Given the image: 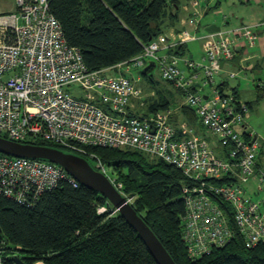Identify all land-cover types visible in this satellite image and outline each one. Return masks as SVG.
Returning <instances> with one entry per match:
<instances>
[{"label":"built area","instance_id":"obj_1","mask_svg":"<svg viewBox=\"0 0 264 264\" xmlns=\"http://www.w3.org/2000/svg\"><path fill=\"white\" fill-rule=\"evenodd\" d=\"M202 1L188 0L186 6L194 29L202 16ZM253 29L240 25L203 37L199 63L174 53L196 41L195 34L185 29L165 32L126 65L144 68L154 61L163 82L181 94V107L192 111L196 126L203 129L200 133L187 121L172 122L171 109L147 117L133 113L144 106L135 82L123 75H105L110 69L90 71L79 49L66 43L48 0H16L15 12L0 15V137L21 144L48 142L88 157L112 184L88 148L132 149L160 160L186 179L181 188V237L190 259L225 247L233 238L217 201L229 206L245 248L253 249L264 244V198L252 199L244 188L255 180L256 194L264 193V172H255L264 137L244 138L248 107L214 82L222 63L230 61L240 45L254 46ZM236 76L227 74L228 79ZM258 87L264 90V82ZM61 181L78 185L58 165L0 154V195L20 205L34 206Z\"/></svg>","mask_w":264,"mask_h":264},{"label":"trees","instance_id":"obj_2","mask_svg":"<svg viewBox=\"0 0 264 264\" xmlns=\"http://www.w3.org/2000/svg\"><path fill=\"white\" fill-rule=\"evenodd\" d=\"M48 1L66 43L79 49L90 71L126 66L158 35L171 28L179 32L176 27L180 0ZM185 49L186 45L174 53L186 56ZM144 76L148 79L151 75ZM154 90L160 97L150 98L148 114L166 110L170 105L165 90ZM256 92L258 103L264 98V90L257 87ZM181 111L189 124L196 126L192 111L186 107ZM28 144L66 152L48 142ZM87 151L98 157L114 184L121 185L119 192L130 200L136 214L175 264H264V244L246 249L229 206L221 201L217 202L233 233L231 242L201 258L190 259L181 237L184 175L132 149L91 147ZM85 160L92 166L91 159ZM100 208L104 212L100 213ZM0 230L3 264H14V258L24 264H157L138 234L108 201L79 184L74 187L61 181L32 207L0 195Z\"/></svg>","mask_w":264,"mask_h":264},{"label":"crops","instance_id":"obj_3","mask_svg":"<svg viewBox=\"0 0 264 264\" xmlns=\"http://www.w3.org/2000/svg\"><path fill=\"white\" fill-rule=\"evenodd\" d=\"M227 1L232 6L237 5L235 8L237 9L236 15L232 12L230 13L225 11L224 5ZM187 5L188 0H180V9L178 14L179 22L176 28L179 31L184 29L188 30L190 33H193L198 37L196 41L186 44L185 49V52L187 53L186 56L195 63L202 62V38L208 34L225 28L238 27L240 25H249L254 28L253 30L257 35L254 46L249 47L245 44L240 45V48L237 50L235 56L230 61L222 63L221 70L214 77V82L219 87L220 91L228 95L232 94L239 102L246 104L248 107V114L245 117L244 122V129L246 133L244 138L247 139L248 135L252 134L257 138V140H259L261 137L255 129L262 131L263 128L258 126L256 122L257 119L254 120L253 117L255 113H257L255 116L256 118L260 116V113H262L261 118L264 117V98L258 103H255L257 97L256 88L260 82H264V0H203L201 8L202 16L198 21V27L195 29L194 25L191 23L192 20L190 18V14L186 10ZM15 10L12 12H15ZM203 17H205L204 22L201 21ZM169 31L175 30L174 28H171L167 32ZM196 44H198L200 50L197 54H194L189 46ZM118 67L119 66L116 68ZM184 70L188 71L185 68ZM230 72L240 73L238 76L232 78L233 80H231L227 78V74ZM229 83H232L233 85L230 86ZM164 90L167 91V89ZM228 90L230 91L228 92ZM175 91L177 92L176 89ZM159 97L160 95L157 94L154 88H150L148 98L157 100ZM165 97L170 104L168 109L174 105L172 110V122H188L186 116L181 111L182 107H178L182 103L181 94L177 92L175 95L171 93V95L168 96L166 93ZM144 107L137 106L133 113L142 117H147L148 112L144 111ZM195 127L196 132H202L200 127ZM261 133L264 134V130ZM260 171H264V145L260 147L259 154L257 156V172ZM255 185V180H251L244 188L245 193L253 199L264 198V193L260 194L261 197L256 194Z\"/></svg>","mask_w":264,"mask_h":264},{"label":"water","instance_id":"obj_4","mask_svg":"<svg viewBox=\"0 0 264 264\" xmlns=\"http://www.w3.org/2000/svg\"><path fill=\"white\" fill-rule=\"evenodd\" d=\"M154 70L155 63L147 61V66L142 70V74L148 76ZM0 154L13 158L41 160L58 165L80 186L103 196L114 211L138 234L157 264H175L155 235L136 214L129 199L122 196L108 178L96 171L85 159L58 149L16 143L1 137ZM13 263L24 264L19 258H14Z\"/></svg>","mask_w":264,"mask_h":264},{"label":"rangeland","instance_id":"obj_5","mask_svg":"<svg viewBox=\"0 0 264 264\" xmlns=\"http://www.w3.org/2000/svg\"><path fill=\"white\" fill-rule=\"evenodd\" d=\"M202 4H203V1H202ZM237 7L236 6H232L230 5V3H227L224 5V9L226 12H232L236 15L237 13V9H235ZM201 8H202V5H201ZM16 9V0H0V14L3 15V14H7V13H10L12 12L13 10ZM202 11V9H201ZM202 22L205 21V17H203V19L201 20ZM197 45V46H196ZM196 45H191L189 46L190 49H192L193 53L194 54H197L200 50V47L198 46V44ZM144 68L143 67H140V68H135V67H132V66H122V67H119V68H116V69H110L108 70L107 72H105V75H108V76H112V75H123L124 77L130 79L131 81L135 82V85L137 88H139L141 91H142V99L143 101H145V107H144V111L147 110V107H148V104H150V99L148 98L149 94H150V88H159L160 86V90H164V89H167V91H165V93H167L168 96L171 95V93H173L174 95L177 93L175 91V89L168 83H165L163 82V80L161 79V76L159 75L158 71L155 69L150 78L146 79V77L144 76L143 77V74H142V70ZM234 73H237V76L239 75L240 72H234ZM142 74V75H141ZM139 79V80H138ZM154 83L151 85V81ZM233 80V79H231ZM232 82V81H231ZM230 86H232L233 84L232 83H229ZM154 86V87H153ZM207 92V90H205ZM230 90H228L229 92ZM79 95V93L77 94ZM174 105L171 106V110H173V107ZM181 105H179L178 107H180ZM260 112V111H258ZM257 113H255L253 119H257L256 122L258 124V126L260 128H263L264 130V117L261 118V114L260 113V116H258V118H256ZM262 131H258L255 129V131L257 133H259V136L262 138L264 137V134L261 133L263 132ZM260 143H262L264 145V142L261 141L260 139ZM120 185V184H118ZM120 189H121V185H120ZM261 197V196H260Z\"/></svg>","mask_w":264,"mask_h":264},{"label":"bare ground","instance_id":"obj_6","mask_svg":"<svg viewBox=\"0 0 264 264\" xmlns=\"http://www.w3.org/2000/svg\"><path fill=\"white\" fill-rule=\"evenodd\" d=\"M60 24V23H59ZM150 62H154V61H150ZM155 63V62H154ZM147 66V62H146V64H145V67ZM144 67V68H145ZM155 68H156V63H155ZM144 106H145V103H144ZM143 106V107H144ZM147 111V110H146ZM156 112H154V113H149L147 116H150V115H153V114H155ZM243 131H244V133H245V129H244V124H243ZM246 134V133H245ZM96 170V169H95ZM97 171V170H96ZM66 173V172H65ZM100 173V172H99ZM66 175L69 177V178H71V179H73L72 177H70L67 173H66ZM105 176V175H104ZM74 180V179H73ZM109 180V179H108ZM110 181V180H109ZM67 183V182H66ZM110 183H111V181H110ZM112 184V183H111ZM116 189H117V191L119 192V189L114 185V184H112ZM120 193V192H119ZM123 196V195H122Z\"/></svg>","mask_w":264,"mask_h":264}]
</instances>
